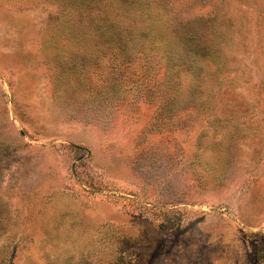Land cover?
<instances>
[{"label": "rangeland", "instance_id": "obj_1", "mask_svg": "<svg viewBox=\"0 0 264 264\" xmlns=\"http://www.w3.org/2000/svg\"><path fill=\"white\" fill-rule=\"evenodd\" d=\"M94 1L0 0V264H264V0Z\"/></svg>", "mask_w": 264, "mask_h": 264}, {"label": "trees", "instance_id": "obj_2", "mask_svg": "<svg viewBox=\"0 0 264 264\" xmlns=\"http://www.w3.org/2000/svg\"><path fill=\"white\" fill-rule=\"evenodd\" d=\"M104 2L105 0H95L94 2H90V4H96L99 6V8H101ZM90 4L85 5L83 9L93 10L94 8ZM98 20L100 21L99 27L102 34V38L104 39L105 42L114 43L117 40V38H119L121 44L126 45V41L124 40V35L120 30L117 29L118 25L116 23L111 22V20L113 19H111L110 17H104L103 19H98Z\"/></svg>", "mask_w": 264, "mask_h": 264}]
</instances>
